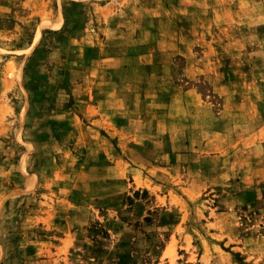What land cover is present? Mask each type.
<instances>
[{"label": "rangeland", "instance_id": "1", "mask_svg": "<svg viewBox=\"0 0 264 264\" xmlns=\"http://www.w3.org/2000/svg\"><path fill=\"white\" fill-rule=\"evenodd\" d=\"M0 264H264V0H0Z\"/></svg>", "mask_w": 264, "mask_h": 264}]
</instances>
